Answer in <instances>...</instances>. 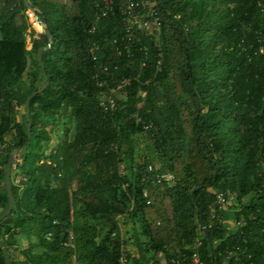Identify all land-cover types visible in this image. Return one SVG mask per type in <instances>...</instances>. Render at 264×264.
Returning a JSON list of instances; mask_svg holds the SVG:
<instances>
[{
  "label": "trees",
  "instance_id": "trees-1",
  "mask_svg": "<svg viewBox=\"0 0 264 264\" xmlns=\"http://www.w3.org/2000/svg\"><path fill=\"white\" fill-rule=\"evenodd\" d=\"M154 1L158 45L127 30L121 0H0V215L6 166L27 147L0 235L10 264H119L123 251L130 264H264V0ZM27 3L54 38L30 122L49 41ZM227 190L220 215L240 225L212 226Z\"/></svg>",
  "mask_w": 264,
  "mask_h": 264
},
{
  "label": "built area",
  "instance_id": "built-area-1",
  "mask_svg": "<svg viewBox=\"0 0 264 264\" xmlns=\"http://www.w3.org/2000/svg\"><path fill=\"white\" fill-rule=\"evenodd\" d=\"M122 1V7L121 12L122 16L124 17V24L128 31H130L134 26H137V28L141 31H143L147 35L153 34L156 40V45H158V38L159 34L161 32V24L159 19V13L157 10V4L154 0H138V2L134 0H121ZM141 9V10H139ZM113 8L110 6V4H106L105 8L102 12V16L105 17L109 12H111ZM30 12V11H28ZM29 15V14H28ZM100 17H98V20H100ZM31 27L35 30L37 34L34 36L35 39L39 38V35L43 33L42 29V22L39 20L37 16H32L30 21ZM37 28L40 29V31H37ZM106 83L104 81L99 82L100 87H105ZM129 85L128 80H124L122 84H119L115 89H112L108 93H103L102 98V105L108 104L110 107L115 106V98L123 95V87ZM8 148L7 143H0V157L3 155L5 150ZM124 166L121 165V171H123ZM21 177H18L17 182L21 181ZM236 198V194L227 190L225 192H215V201L214 204L210 206V224L212 226H220L221 224H226L227 221L224 219L220 214V212H225L227 210V204L233 202ZM234 226L240 225V222L233 221ZM70 236L65 243V246L71 249L75 248L74 244V236L73 233H69ZM201 243L198 241L194 249H197ZM192 261L194 264H202L200 261V258L197 253L193 255ZM119 264H130L129 258H128V252L123 251L120 258H119Z\"/></svg>",
  "mask_w": 264,
  "mask_h": 264
},
{
  "label": "water",
  "instance_id": "water-1",
  "mask_svg": "<svg viewBox=\"0 0 264 264\" xmlns=\"http://www.w3.org/2000/svg\"><path fill=\"white\" fill-rule=\"evenodd\" d=\"M27 8L30 12H32V14L34 16H37L38 14V11L34 8H32L28 3H27ZM42 29H43V34L46 35L47 39H48V45L41 48L38 52V58H39V63L44 71V75H45V85L44 87L38 91L37 93H34L32 94L28 99H27V102H26V114H27V119L28 121L30 122V102H31V99L37 95H40L42 94L49 86V82H48V77H47V74L45 72V67H44V64H43V53L50 50L51 47L53 46L54 44V38H53V35L52 33L49 31L47 25L45 23H42ZM31 128V124L29 126V130ZM27 150V147L25 146L23 148L22 151H17L14 155H12L8 161V164L6 166V170H5V187H6V191L8 193V198H9V204H8V208L5 210V212L0 215V235H1V232L3 230V226L4 225H7L9 223H11L12 221V215L14 214V208H15V197H14V193H13V190H12V168L13 166L19 162L20 158L25 154ZM217 170H215V174H216ZM196 191V190H195ZM195 191L192 193V195L194 196L195 194ZM202 225L204 226V223H202ZM205 230V233H206V236H208V233H207V230ZM0 250L3 252L4 254V257L6 258V264H10V259H9V252H8V249L7 247L1 243L0 241Z\"/></svg>",
  "mask_w": 264,
  "mask_h": 264
},
{
  "label": "rangeland",
  "instance_id": "rangeland-1",
  "mask_svg": "<svg viewBox=\"0 0 264 264\" xmlns=\"http://www.w3.org/2000/svg\"><path fill=\"white\" fill-rule=\"evenodd\" d=\"M28 14H29V18H30V21H31V17L33 16V14H32V12H28ZM36 30V29H35ZM37 31L39 32L40 31V29L39 28H37ZM28 39L30 40V38L28 37ZM31 47V45L29 44L28 45V48H30ZM22 114H23V117H24V112L22 111ZM25 120V119H24ZM22 247H24V245L22 246ZM131 252H133V253H135V250L133 249H131Z\"/></svg>",
  "mask_w": 264,
  "mask_h": 264
},
{
  "label": "crops",
  "instance_id": "crops-1",
  "mask_svg": "<svg viewBox=\"0 0 264 264\" xmlns=\"http://www.w3.org/2000/svg\"><path fill=\"white\" fill-rule=\"evenodd\" d=\"M227 223H228L229 227L234 228V224H233L232 220H229Z\"/></svg>",
  "mask_w": 264,
  "mask_h": 264
},
{
  "label": "clouds",
  "instance_id": "clouds-1",
  "mask_svg": "<svg viewBox=\"0 0 264 264\" xmlns=\"http://www.w3.org/2000/svg\"><path fill=\"white\" fill-rule=\"evenodd\" d=\"M43 34V33H42Z\"/></svg>",
  "mask_w": 264,
  "mask_h": 264
}]
</instances>
